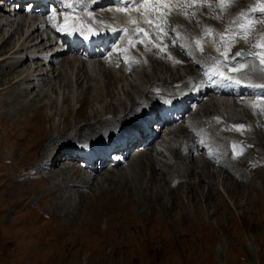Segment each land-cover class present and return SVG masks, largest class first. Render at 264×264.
I'll list each match as a JSON object with an SVG mask.
<instances>
[{"label": "rangeland", "instance_id": "rangeland-1", "mask_svg": "<svg viewBox=\"0 0 264 264\" xmlns=\"http://www.w3.org/2000/svg\"><path fill=\"white\" fill-rule=\"evenodd\" d=\"M215 1L218 5V0ZM250 2L255 4V6L257 5V0H229L223 11L216 10L218 7L204 11V14H206L204 22L199 18L191 19L190 22L189 16H186L180 8L172 9L169 19L174 21H178L179 17L186 19L182 25L185 24V29L189 28L185 32L187 35L195 36L192 42V52L199 51L201 54V52L205 51L216 52L218 51L217 49L225 51L232 40L221 44L220 47L214 42L217 36L203 38L204 34L193 33L196 30L193 28V24L196 22V26L212 28L215 31H220L227 27H235L232 21L242 20L243 18L239 16V11H234V7L242 6L248 8ZM75 5V2H70L71 7ZM191 12L197 17V10H191ZM233 14L234 18L231 17ZM114 19L116 21L118 17H114ZM174 26L180 27L181 25L174 23ZM191 27L193 28L192 30H190ZM171 32H173L172 29ZM176 32L178 31L176 30L174 33ZM262 36H264V23L255 21V27L247 38H253L260 42ZM199 38L201 40L198 46L196 42ZM181 39H184L183 35ZM201 47L203 51L200 50ZM135 51H138L147 62L145 61L144 63L141 56H138V63H133L136 68L132 72L121 73L118 70V68L122 70L121 65L114 66L113 63L109 62L106 63V68L102 66L99 70H97V64L91 65L89 72L91 78L87 79L82 73L83 76L80 74L84 80L81 87L71 83L72 86L69 88L71 90L67 91L65 89L64 95L61 89L58 90L57 94L50 93L48 97L51 100L60 98L63 101V97L68 96V98H72L70 100L73 102L71 103L72 109L69 115L62 112L63 108L61 105L57 107L59 113L56 114L55 121H62V119L73 120L76 116L74 107L80 104L83 95L86 96L88 101V111L96 105L95 108L98 107L99 111L104 114L103 116H108V112L105 114L102 110V105L106 102L113 100L118 104L127 103L128 96L134 93V95H131L132 97L136 95L135 97L138 96L137 99H142L145 96L140 94L145 85H148L146 87L150 90L152 88V90L157 91L155 86H158L156 85L158 83H154L155 80L158 79L159 82H165L166 80L169 83V80L171 78V80H174L177 74L178 76L181 75L180 77H185L189 74V66L184 67L185 61L176 58L173 51H170L169 48L167 53H157L145 48ZM248 51H243L245 55H242L241 58H249V62L252 61L260 67L257 57ZM252 51H257V49ZM131 54L136 55L135 52ZM207 56L209 58V55L206 54H202L200 57L194 55L193 59L197 61L192 66L197 69L195 65L203 61ZM177 61H180V63H177ZM245 64L246 62H244ZM108 66L109 68H107ZM164 66L170 68L167 69ZM104 69L112 70V76L107 75ZM130 69L132 70V68ZM4 70L5 68H0V71L4 72ZM16 70L18 69L16 68ZM65 76H71V72H62V77L66 78ZM112 77L113 80H111ZM252 80L256 81L257 79ZM57 81L54 78L51 82L57 84ZM108 81L113 84L111 85L112 87L109 86L110 84L108 85ZM106 84L108 85L107 87ZM150 84L153 85L151 86ZM56 87L57 85H55ZM25 88L26 86L21 84L19 90L11 94L9 93L10 91L0 94V189H2L0 192V198L2 199L0 200V264H264V150L262 149L264 147L261 143H258L255 147L253 139L249 140L248 137L244 136L248 132L247 129L256 137H258V134L261 135L259 131L255 132L253 128V123L258 125L255 123L258 120L255 112L254 117L256 116V118L254 121L251 120L253 117L243 111L241 105L226 107V109L244 114L241 115V117L243 116L241 121H244L245 118L246 120L244 121V128L240 131H237L232 126L233 124L223 125V123L231 124L235 122V119L237 120L236 116L235 119L230 116L220 117L222 115L220 113L217 115L214 109H212L213 111L211 110L212 112L196 109L189 117L177 124L176 127H179L182 123H185L186 126L192 121L189 130L183 131L190 137L193 136L192 140L185 141L184 144L188 143L191 146H193V143L198 144L199 148L197 150H194V147L190 149L192 153L189 152V154L193 155L190 158L186 156L187 151L183 149L184 146H181L182 151L186 153L185 161L183 159L184 162L180 160L183 163L182 165L187 171H193L196 174L189 178L190 183H182L177 192H174L176 193L174 195L170 192L171 190L168 186L164 188L163 203L166 207L171 206L168 208L171 211H166L157 202L155 203L154 199L153 202L149 199L148 192L144 190L147 184L145 179L148 178L146 170L142 174L132 172L135 173L133 176L131 173L127 174L133 177H130V187L131 189L133 188L132 193L130 190H126L128 194L130 192L133 196H131L132 203L126 200V191L119 188L121 192L123 191L122 200L119 201L117 199L118 201H112L114 205L108 204L100 210H92L97 206V204L92 203V191L89 192L87 188L78 186L82 189L68 190L67 188L64 189L66 193L62 192L63 189H59L57 192L56 189H49V184L52 185L50 183L51 178H43L36 180L33 184L24 181L26 188L33 185L32 189L34 190L31 195L24 196L22 203L16 204L18 197L11 193L13 184L10 182L9 187H3L5 178L8 176L9 178L12 177L16 171L18 173L20 171L23 176L26 175V172L29 173L34 168L32 163L38 153L33 150L30 152L31 154L25 156L24 150L28 148L30 151L32 148L29 130H32V127L36 125L34 113L28 112V109L35 107L41 93H38L39 96L26 95ZM44 88L49 90L47 86ZM178 88L177 84H173L171 87L174 90ZM149 94V96L152 95L150 91ZM2 98L16 101L13 104L5 105L2 102ZM215 107L217 108L219 105ZM261 109H264V107H261ZM249 112L251 113V111ZM261 113L264 114V111H261ZM65 115L71 116L67 118ZM207 115L209 116V118H206L208 122L204 120V124L200 123L199 119L202 121ZM211 117L215 119L211 120ZM92 120L93 118H89L87 121L90 122ZM210 120L213 122L217 120L222 126L216 128L217 124L215 125ZM247 122L250 123L248 124ZM47 126L46 122H44L42 133L46 132ZM28 127L29 129H27ZM208 129L218 130L223 134V136L221 135L223 139L224 137L226 138L223 151L216 146L217 144L212 143V137L210 138ZM181 130L183 128H180L179 132ZM218 131L216 132L218 133ZM54 132L51 130L49 134ZM169 137L171 142L172 134L166 136L165 140H169ZM243 138L244 142L240 141ZM227 141H229L228 145ZM27 143L30 147L27 146ZM233 145L237 146L235 150ZM200 148H205V151ZM234 151L238 155L234 156ZM147 152L151 153L156 162H161L157 166L159 169L164 170L165 166L162 165L166 161L165 158L169 156L168 151L162 149L161 154H157L150 149ZM6 153L9 154V157L5 155ZM215 154L223 155L224 160L230 165V174L226 171L224 163L218 162L219 160H217V155ZM47 155L50 156L51 154ZM47 155L46 157H48ZM223 158L221 161H223ZM193 159L195 161L194 164H196L194 165L195 169L191 170ZM22 160L25 161V164L21 163ZM132 162L134 161L131 160L127 162L128 164L122 165L123 170H130ZM65 163L61 164L60 172L57 175V181H60V185L62 184V177L67 176L75 179L74 175H69L68 171H65V169H73L74 165L66 163V168ZM202 164H206L205 172L200 169ZM45 168L48 169L50 167ZM61 171L66 173L60 174ZM147 171L149 173V170ZM198 171H202L203 174ZM103 172H106V169ZM238 172L243 173L244 178L240 179V176L237 175ZM170 184L171 181L169 180L168 185ZM39 185H43L41 186L42 188ZM103 186L106 187L107 184H103ZM151 189L152 195L160 191L155 184L151 186ZM23 190L25 191V189L20 188L19 191ZM80 191H84L82 197H80ZM209 191H211L210 198L206 195ZM18 193L20 195V192ZM48 193L50 194L49 200L45 197ZM106 196L111 197L110 193H107ZM169 196L170 198L173 196L175 199L174 205L172 204L173 207ZM234 197H237V200ZM102 200L104 201L105 198ZM118 202L119 204H117ZM54 203L58 206L55 209L53 208ZM81 204L84 207L79 209L82 206ZM79 211L81 213L80 216L78 214Z\"/></svg>", "mask_w": 264, "mask_h": 264}, {"label": "bare ground", "instance_id": "bare-ground-1", "mask_svg": "<svg viewBox=\"0 0 264 264\" xmlns=\"http://www.w3.org/2000/svg\"><path fill=\"white\" fill-rule=\"evenodd\" d=\"M197 1H199V0H197ZM8 2H10V0H0V18L2 17V19H3V14H4L3 7ZM112 2L118 3L119 0H106V3L103 4L102 6L105 7ZM79 5L83 6L85 8H90V9L91 8L94 9L95 7H99V4L92 3V2L87 1V0H81L79 2ZM118 5L119 6L123 5V7L127 6L125 3L124 4H118ZM252 6H255V4H253V3L249 4L247 9H250V7H252ZM36 8H37V6H34L33 4H27L26 2H23V3L18 4V6H17V13L19 15L16 16L17 19L15 21L7 22L5 24V23H2V19H0V68H5L4 72L0 71V94H5L6 92H9V91H10L9 93L11 94V93L19 90V87L21 84L26 86V88H25V91L27 92L26 95L33 94V95L39 96L38 93H41V96L39 98L37 97L38 98L36 101L37 104L36 103H35L36 105L34 104L35 107L28 109V112L34 113V118H35L34 120H36V125L32 127V130H29L30 137H31L30 139L32 141L31 142L32 148L30 151L28 150V148H26L24 150L25 156H28L29 154H31L30 152L33 150H35V152H38L37 155H35L36 158L33 160V163H32L34 168L31 169V171H29V173L26 172L25 173L26 175H24V176L22 175V173H20V171H19V173L16 171L12 177L9 178V176H8L7 178H5V185L3 187H9L10 182L13 184V186L11 187L12 190L11 189L10 190L12 191L11 192L12 194H15L18 197V200H16L17 201L16 204H18V203L23 202V198L25 195L26 196L31 195L33 190H34V189H32L33 185L27 186V188H26L24 181H27L29 184H33L36 180L38 181V180H41L43 178L44 179L45 178H51L50 183H52V185L49 184L50 190L56 189V191H57L59 189H63L62 192L66 193V191H64V189L68 188V190H71V189L79 188L78 186H80L82 188H87V191L89 190V192L92 191L93 192L92 203L97 204V206L95 208H93L92 210H100L103 207L105 208L108 204L114 205V203L112 201H115L117 199L119 201L122 200V198H123L122 192L123 191L121 192V190H119V188H122L124 191L130 190L132 193L133 188L131 189V187H130L131 186V182H130L131 178L130 177H132L133 174L135 175V173H132V172H136L137 174L138 173L142 174L146 170V172L148 174V178L145 179L147 184H146V187L144 188V190L146 192H148L149 199L152 202L154 199L155 203L157 202L166 211H171V209H168L171 206L166 207V205L163 203L162 197L165 196V194H163L164 190H165L164 188L166 186H168L171 190L170 192L174 195V194H176L174 192H177L179 186L182 183H184V182L190 183L189 178L191 176H193L194 174H196L193 171L192 172L189 170L187 171V169L182 165L183 163H181L183 160L185 161L184 158L186 155V153L182 151L183 149L187 151L186 156H189L190 158H192L193 155L189 154L190 149L192 147H194V150H197V148H199L198 144L193 143V146L189 145L188 143L184 144L185 141L187 142L188 140H192L193 136L190 137L189 135H187L186 133L183 132L184 130L185 131L189 130V127H190V124L192 121L190 122L189 125L185 126V123H182L179 127H176L175 129H172V130L171 129L168 130V132L172 134V138H171V142H170V138H169V140H165V145L163 146V148L168 151L167 153L169 155L168 157L165 158L166 161L162 165V166H165L164 170L158 168L157 164H159L161 162L160 161L156 162V160L153 158L151 153L147 152V148H146V150H144L142 152H138L135 155L130 153L133 150V148H130V150L128 152V162H130L131 160H133L134 162H132L130 170H126V171L123 170L124 168L121 166L120 162L116 163L114 166H109L108 161H103L101 166H98V167L94 166L93 169L91 170L90 168H88L87 164L84 163L81 158L71 159V155H70L71 152L75 151L78 148V147L73 146V145H75V143L79 139H89V141H92L95 143L104 142L108 137H110V135L113 134V131H114V128L116 125L121 124L120 126H123L128 121L130 115H132L135 112L136 106L143 103V99H137L138 96L135 97L136 95L134 97H132L131 95H134L135 93L134 94L130 93L131 95L128 96V99L126 98L128 101L127 103H120L119 102L120 104H118V103H116V101L110 100L109 102H106L104 105H102V110L104 111V113L106 114V112H108V116H103L104 114L101 113L102 111H99L98 107L95 108L96 105L94 106V108H91V110H89V111L87 110L88 101L86 99V96L83 95L85 97L82 96V98H81L82 100H80V104L77 102L79 105L74 107V109L76 110L75 114L77 117L75 116V118L73 120H71V119H64L63 120L62 119V121H55V116L57 113H59L57 111V107L59 105H61L63 108L62 112L65 113L66 115H69L71 113V109H72L71 103H73V102L71 101L72 98L70 97L71 98V100H70V98H68V96L63 97V101L60 98L59 99L54 98L51 100L48 97L50 95V93L57 94L58 90L61 89L62 93L64 95L65 89H67V91H68L69 88H71L72 84H76L77 86L81 87L83 82H84V80L82 78L83 75L87 79L91 78L90 73H89L91 70V65L94 66L95 64H97V68H98L97 70H99L100 67H102V66L104 68H106V66H107L106 63H108V61L106 59L102 60L99 58L97 60V63L90 62V61L85 62L84 58L81 57L82 53L80 50L76 49V50H73L72 52H70L71 49L68 47L64 51L59 53L58 55L53 54L50 56H45L44 53L48 49H50V47H52L56 43V41L58 40L57 39L58 35H57L56 31L54 30V27H51L50 25L47 26L46 16L44 15L45 11L40 13V15H42V17H40L39 15L36 14ZM234 8H235L234 11H238V10L248 11V10H246V7H242V6L241 7L236 6ZM216 10H218V9H216ZM226 10H230V9H226ZM133 12H135V10ZM26 14H29V16H30L29 18L31 21L38 22V25H36L34 27L27 26L26 25L27 19L25 17H23ZM250 15L253 17V19L255 21H258V23L261 22V20L258 18V17H260L259 13H250ZM40 18H41V20H40ZM192 23H193V21H192ZM195 23L193 24V28L194 29L198 28L201 31V29L198 26H196ZM7 25H10V26H7ZM42 25L44 28H46L45 30L42 31V32H45L44 35H42V33H40V28ZM188 28L185 30H188ZM193 28L191 27L190 30H192ZM2 29L4 30V32L1 31ZM47 29H48V32H46ZM196 31H197V29L193 32H196ZM221 33H225V31H222ZM50 35H53L51 39L49 38ZM188 36H189L188 39L193 38L192 35H188ZM170 38H173V36L171 35ZM53 39H54V42H53ZM167 40L169 41V38ZM237 41H233V43L227 47V48H230L231 50L227 53V56L224 55V57L229 61L230 60L235 61L234 68L237 67L238 65H241L244 62H246L245 66L240 71L236 72L238 76L240 75L241 77H246V78H250V79H260V80L263 79L264 80V71H261V69L255 63L249 62V58L241 59L240 57L235 56V53L238 51L243 52V51H248V50H251L248 52H250L254 56H256L257 51H252V49H255L252 47V45L257 44L259 42L253 38L246 39V41H245V39H241L239 37H237ZM170 44H171V42H170ZM171 46L180 52V53L179 52L177 53L178 57L180 56L181 57L180 59L186 61V63L183 66L184 67L189 66V69H188L189 74L186 72L188 74L187 76H194L196 73L199 72V70L201 68L205 67V62L201 61L195 65L197 67V69H196L195 67L192 66V64H194V62L191 60V57L188 56L187 53H185L184 51L178 50L177 46H173V44H171ZM24 51H28V53H30V54H32L33 51L37 52V55H36L37 58L31 59V58L26 57V56L17 57L18 53L24 52ZM220 52L223 53L224 51H220ZM194 55L197 57L202 56V54H200V52H198V51L193 53V56ZM49 58L57 60L56 64L51 65L49 63H46L47 60H45V59H49ZM142 61H143V59H142ZM62 62L64 63V65ZM143 62L145 63V60ZM164 67H166V66H164ZM16 68L18 70H16ZM107 68H109V66ZM166 68L169 69L170 67H166ZM29 69L32 71H37V72L35 74H32V73L28 74ZM118 70L121 73H124L125 71L127 72V70H124V69L121 70V68H118ZM111 71L112 70H110V69H104V72L109 76H112ZM62 72L63 73L71 72V76H69V77L65 76L67 79L63 78L64 76L62 77ZM53 76H55V77H53ZM180 76H178V74H177V77L176 76L174 77L176 80L175 79L171 80L172 79L171 78L169 80L170 81L169 83H167L166 80H165V82H163V81L159 82L157 79L154 81V83H158V84H156L158 86H155V88L156 87L159 88L160 93H165L166 91L169 90V88H171L170 84H172L174 81H176L175 83L181 81V84L185 85L184 81L182 80L183 77H180ZM54 78L56 80H58L57 84L55 82H53V83L51 82L52 80H54ZM111 80H113V77ZM87 83H88V81H87ZM51 84H52V86H51ZM69 84H71V85H69ZM109 84H110V81H108V85ZM55 85H57L56 88H55ZM108 85L106 84V87ZM111 85H113V84H110L109 86H111ZM150 85L152 86L153 84H150ZM42 86H44V87L47 86L49 90H47V88L45 89L44 87L42 88ZM146 86H148V85H145V87L141 91L140 95L145 96V98L149 97L148 98L149 101L154 102L156 100V98L158 97L159 93L155 92L156 93L155 94L153 91L154 89L152 90V88H151V90H150ZM133 88H135V87H133ZM235 89H237V88H235ZM91 90H92V88H91ZM21 91H24V90H21ZM86 91H87V89H86ZM149 91L152 94L151 96H149L150 95ZM89 92H90V90H89ZM91 94H92V91H91ZM86 95H88V94H86ZM100 95H99V97H100ZM137 95H139V94H137ZM56 97H58V95H56ZM250 98H254V96L252 95V89H246V90L240 89L239 95L233 96V100L236 103L241 104L243 111H245L246 114L253 117V119H251V120H254L256 118V116L254 117V115H255L254 112L256 113L257 118H258V120H256L257 122H255V123L258 124L259 126L255 125L253 123V126H254L253 128L255 129V132L259 131L261 133V135L258 134V137H256L247 129L248 132H247V134H244V136L248 137L249 140L253 139L252 141H254L255 147L257 146L258 143H261L264 147V115L260 112L259 109H257V108L255 109L250 105ZM15 101L16 100H6L5 98H2V102L5 105L13 104ZM105 101H107V100H105ZM124 101H125V99H124ZM183 101L185 103H187V105L184 107L182 117H189L194 112V111H191V108L189 107V104L193 101V98H192V96H185ZM248 101H249V103H248ZM260 101L261 100L257 99L255 101V103L258 105L262 104V106H264V103H263L264 101H262V102H260ZM119 106H122V107H119ZM199 109H201L202 111H210V112H212L213 111L212 109H214L215 113L217 115L219 113L222 115L220 117L230 116V117H234V119H235V116L237 117V120L235 119V122H233L231 124L223 123L224 126L225 125H232V124H233L232 126L244 125V121L246 120V118H245L244 121H241V120H243L242 119L243 116L241 117V115H244V114H241L240 112H237V111L226 109V107H223V106L216 108L215 106L210 105L209 103H205ZM249 111H251V113ZM27 115H29V114H27ZM70 116H66V117L68 118ZM19 118H21V117L19 116ZM89 118H93V120L90 122L87 121V120H89ZM206 118H209V116L207 115L206 117H204V119L202 121H200L199 118L198 119H199L200 123L202 122V124H204L205 123L204 120L208 122V120ZM56 119H57V117H56ZM212 119H215V118L211 117V120ZM211 120H210V122L215 123V125L217 124L216 128H218L219 126H222V125H220L219 121L214 120V122H213ZM44 122H46V124L48 126L46 128V132L42 133V130L44 129L43 128ZM247 123L249 124L250 122H247ZM18 124H20V123L18 122ZM161 128H162V126H159V130H161ZM180 128H183V130H181L179 132ZM27 129H29V127ZM51 130H53L55 132L52 134H49V132ZM211 131H212V133H211ZM216 131H218V130H216ZM216 131L213 129H208V132L210 134L209 136H210V138L212 137L211 138L212 143L217 144L216 146L221 148V150L223 151L225 149L224 144H225L226 138L224 137V139H223V137H222L223 134L220 133L219 131L217 133ZM85 137H87V138H85ZM158 138H159V134L156 137L151 138L148 145H151V144H153V142L158 141ZM243 140H244V138L240 141H243ZM20 142H21V140H20ZM228 142L229 141H227V145H228ZM29 145H31V144H29ZM27 146H28V143H27ZM181 146H184L183 149H181ZM28 147H30V146H28ZM262 149L264 150V148H262ZM201 150L205 151V148H203ZM49 153L51 154L50 156L47 155ZM156 153L161 154L160 151H156ZM190 153H192V152H190ZM68 154H69V156H68ZM5 155L9 157L8 153H6ZM46 155L48 157H46ZM215 155H217V160H219L218 162L224 163V167H225L226 171L228 172V174H230V171H229L230 165H229V163L227 164L226 160H224L223 155L222 154H215ZM222 158H223V161H221ZM194 159L197 160L196 158H194ZM194 159L192 162L193 166L191 167V170L194 168V165L196 164V163L194 164V162H195ZM49 160H50V162H48ZM180 160H182V161H180ZM64 162L71 164V165H74L73 169L72 168L65 169L64 167H63V169H65V171H68L69 175L70 174L74 175L75 179L73 178L74 179L73 180V179H71L65 175L66 177H62L63 179L61 178L62 184L60 185L59 184L60 181H57V177H58L57 175L60 172L59 168L61 167V164H64ZM21 163L25 164V161L22 160ZM66 163H65V167H66ZM42 165L45 167H50V168L47 169V168L43 167ZM218 165H219V163H218ZM69 167H70V165H69ZM23 168L27 169L25 166ZM205 168H206V164H202L200 166V169L203 170V172H205L204 171ZM104 169H106V172H103ZM147 170H149V173ZM170 170H172V172H170ZM219 170H220V168H219ZM173 171H175L174 174H173ZM88 172H92V173L89 174ZM198 172L202 173V171H198ZM65 173L66 172L61 171L60 174H65ZM130 173L132 176L127 175ZM27 174H28V176H27ZM172 174H173V176H172ZM237 175L240 176V179L244 178V174L241 172H238ZM54 177H56V178H54ZM203 177H205V176H203ZM143 178H144V176H143ZM169 178H171V179H169ZM169 180L171 181L170 185H168ZM103 184H107V186L104 187ZM154 184L158 186L160 191L159 192L157 191V194L155 193L154 195H152L151 186H153ZM41 186H43V185H39V187H41ZM138 186H140V185H138ZM20 188L25 189V191L24 190L19 191ZM148 189H149V191H148ZM1 190L2 189H0V192H1ZM166 190H168V189H166ZM53 191L55 192V190H53ZM18 192H20L21 197H20ZM77 192H79V191H77ZM83 192L84 191H80V193H79L80 197H82L84 195ZM210 192L211 191H209L206 194L207 197H209V198H210ZM107 193H110L111 197H107L106 196ZM131 193L129 192V194H128V192L126 191L125 192V198H126V200H128L129 202L132 203L133 200L131 198L133 196L131 195ZM2 194H4V193H2ZM158 194H160V196H158ZM49 195L50 194L48 193L45 196L48 200H49ZM68 196H67V198H68ZM193 197H195V196H193ZM103 198H105L104 201L102 200ZM176 198L178 199V197H176ZM169 199H171V205L172 204L174 205L175 199L173 198V196L171 198L169 196ZM234 199L237 200V197H234ZM0 200H2V199L0 198ZM83 202H84V200H83ZM65 204L67 205V203H65ZM117 204H119V202ZM35 205H38V204H35ZM173 205H172V207H173ZM13 207H15V206H13ZM57 207H58L57 204L54 203L53 208L55 209ZM83 207H84V205H82L79 209H82ZM60 208H62V207L60 206ZM0 209H1V207H0ZM78 214L80 216V214H81L80 211L78 212Z\"/></svg>", "mask_w": 264, "mask_h": 264}, {"label": "snow or ice", "instance_id": "snow-or-ice-1", "mask_svg": "<svg viewBox=\"0 0 264 264\" xmlns=\"http://www.w3.org/2000/svg\"><path fill=\"white\" fill-rule=\"evenodd\" d=\"M123 3L127 5L126 8H117L118 12H127V8H137L138 6L144 7V12H140L139 15L143 17L146 13H154V14H160L159 18L162 21L160 25H157L154 23L153 19L148 18L145 19L143 22L148 24L150 28H158V33H152L144 28H141L137 26L134 30L135 35H139L141 32L144 34V37L148 41V43H152L153 47H158L160 51H165L168 47L167 44H163V37H167L169 35V32L165 25L168 23V15L171 14L172 9L168 7V5L164 2V0H122ZM197 0H191V4L189 6H195ZM229 3V0H218V11H223V8L226 4ZM70 6V5H69ZM250 13H259L261 22H264V0H257V5L250 7L248 11H241L239 13V16L243 18L242 20H233L232 24L235 25V27H229L225 29V33L220 34V44H224L225 42L232 40L237 41V37L241 39H247V36L251 34L252 29L255 27V20L250 15ZM185 15H187V12H185ZM218 18V17H217ZM129 23L133 25H139L140 21L136 18H130ZM121 31L127 32V29H121ZM173 32L176 30L173 29ZM215 30L212 28H205L203 30L205 36H211V34ZM229 33L231 35H229ZM157 35L158 39H161V44H163V47H160L159 45H156L152 41V35ZM238 42V41H237ZM135 43H145V40H137L133 41L132 39H129V47H135ZM197 45H199V41L196 42ZM173 46L175 45V42H173ZM181 47H183L181 45ZM253 48L257 49L256 57L258 59V63L260 65L261 71H264V36L261 37V40L259 43L252 45ZM201 51H203V48H200ZM219 51V49H217ZM230 48L225 49V51L222 53V55L227 56V53L230 51ZM242 55H245L243 52H236L235 56L240 57ZM171 58V57H169ZM177 63H180V61H177ZM244 67L243 64L238 65L235 68L230 69V71L238 72ZM222 75V74H221ZM235 83L239 84L240 81L236 80ZM256 87H264V85H256ZM253 107H258V105H252ZM261 111H264V109H261ZM237 131H240L244 128L243 125H235L233 126ZM237 146L233 145V149L235 150ZM238 155V153H235L234 156Z\"/></svg>", "mask_w": 264, "mask_h": 264}]
</instances>
